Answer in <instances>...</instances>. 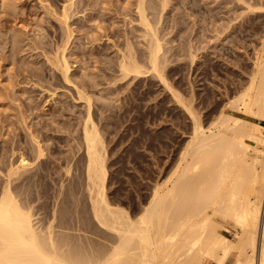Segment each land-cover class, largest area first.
I'll return each mask as SVG.
<instances>
[{"label": "rangeland", "instance_id": "374dc122", "mask_svg": "<svg viewBox=\"0 0 264 264\" xmlns=\"http://www.w3.org/2000/svg\"><path fill=\"white\" fill-rule=\"evenodd\" d=\"M139 1L0 0V152L4 145L30 147L25 152L33 162V133L45 148L44 163L33 162L39 175L25 183L30 190L14 193L38 230L88 255L116 243L115 234L94 220L86 186L81 131L89 98L107 153L109 200L136 218L157 183L169 184L174 177L193 131L190 115L173 94H181L204 125L211 124L248 86L264 41L263 13H245L239 19L243 28L235 29L234 16L244 11L225 14V5H234L225 0H168L165 14L158 12L161 0H147L153 6L147 15L163 48L160 79L150 72ZM257 1L252 2L262 5ZM62 51L71 67L69 81L60 69ZM123 57L130 62L134 57L143 74L121 73ZM2 167L0 159L4 172Z\"/></svg>", "mask_w": 264, "mask_h": 264}, {"label": "bare ground", "instance_id": "6f19581e", "mask_svg": "<svg viewBox=\"0 0 264 264\" xmlns=\"http://www.w3.org/2000/svg\"><path fill=\"white\" fill-rule=\"evenodd\" d=\"M146 1L140 0L136 11L146 29L150 72L153 70L161 79L164 77L160 75L159 64L163 48L147 15L153 6L149 7ZM225 1L234 3L232 8L225 5V14L244 11L234 16L236 21L247 12L264 14V0L257 1L262 2L258 7L253 0ZM160 3L158 12H164L168 0ZM235 27L243 28L240 20ZM66 47L63 48L66 50ZM256 56L248 86L228 99L219 117L215 116L217 119L207 126L185 105L178 96L181 94H173L190 115L193 131L183 149V163L177 167L174 177L169 184L157 183L149 203L136 218H132L126 208L109 200L107 153L103 151V137L93 122L90 98L87 99L88 118L84 119L81 131L85 144L86 186L92 194L94 220L101 229H108L116 236L111 248L104 247L105 244L99 246L94 255L86 254V250L79 247H65L54 233L38 230L31 211L14 193L29 189L25 183L33 182L39 175L37 170H32L34 160L39 164L45 161L41 140L33 133L36 144L33 162L25 152V148L30 147L4 145L0 152L4 168V172L0 169L4 180L0 185V264H208L209 259L218 264H264V128L255 121H264V41L260 55ZM132 59L133 62H127L123 57L119 63L121 73L143 74L134 57ZM59 60L67 80L71 67L65 52ZM79 93L83 97L81 91ZM217 217L223 222L231 221L235 228L230 230L226 223H218ZM225 232H231L233 238H228Z\"/></svg>", "mask_w": 264, "mask_h": 264}, {"label": "crops", "instance_id": "0c3cea01", "mask_svg": "<svg viewBox=\"0 0 264 264\" xmlns=\"http://www.w3.org/2000/svg\"><path fill=\"white\" fill-rule=\"evenodd\" d=\"M259 124L264 128V121L260 120Z\"/></svg>", "mask_w": 264, "mask_h": 264}]
</instances>
